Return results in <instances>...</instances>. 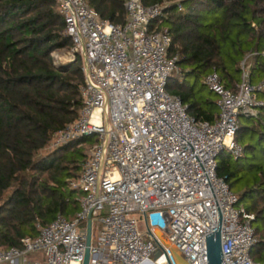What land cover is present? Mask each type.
Segmentation results:
<instances>
[{
    "label": "built area",
    "instance_id": "1",
    "mask_svg": "<svg viewBox=\"0 0 264 264\" xmlns=\"http://www.w3.org/2000/svg\"><path fill=\"white\" fill-rule=\"evenodd\" d=\"M55 2L71 40L67 59L81 61L83 107L49 147L95 141L79 178L69 181L81 192L74 218L58 214L49 225L37 224L38 235L23 237L20 247H0V264L34 255L42 260L29 264H83L89 218L88 264H177L171 248L185 264H207L205 237L218 229L222 264H264L250 256L258 242L254 215L236 207L238 196L217 175L216 163L223 151L234 160L242 156L234 139L238 118L254 117L264 106L257 98L264 79L249 81L246 60L235 90L210 72L203 84L217 96L219 114L213 123L195 119L166 90L168 79L180 74L178 56L168 55L171 38L158 24L167 2L125 0L119 25L85 0Z\"/></svg>",
    "mask_w": 264,
    "mask_h": 264
},
{
    "label": "trees",
    "instance_id": "2",
    "mask_svg": "<svg viewBox=\"0 0 264 264\" xmlns=\"http://www.w3.org/2000/svg\"><path fill=\"white\" fill-rule=\"evenodd\" d=\"M103 20L123 24L125 0H85ZM146 6L168 5L159 28L171 38L169 56H178L180 74L166 90L180 98L187 113L213 123L217 96L203 79L216 71L227 89L241 80L243 60L249 81L264 79V0H142ZM55 0H0V247H20L36 237L37 224L49 225L58 214L72 220L80 210L81 192L70 187L85 159L84 142L41 153L53 135L78 118L83 107L81 61L56 66L51 54L71 47ZM205 93V94H204ZM264 103V91L257 94ZM235 142L242 156L223 151L217 175L231 191L244 179L236 207L254 215L258 242L251 258L264 263V106L254 117H239ZM92 142V144H93ZM90 147V145H89ZM79 157L81 158L79 160ZM234 193V192H233Z\"/></svg>",
    "mask_w": 264,
    "mask_h": 264
},
{
    "label": "water",
    "instance_id": "3",
    "mask_svg": "<svg viewBox=\"0 0 264 264\" xmlns=\"http://www.w3.org/2000/svg\"><path fill=\"white\" fill-rule=\"evenodd\" d=\"M154 234L157 238L161 240V242L164 245L168 246V243L163 238L160 232L155 231ZM90 241H91V225L89 218L87 224V231H86V250H85L83 264L89 263ZM205 242H206L207 264H222V245H221L220 230L218 229L217 231L205 237ZM170 250L177 264H185L179 252H177L173 248H171ZM158 256L159 253H157L156 257Z\"/></svg>",
    "mask_w": 264,
    "mask_h": 264
},
{
    "label": "rangeland",
    "instance_id": "4",
    "mask_svg": "<svg viewBox=\"0 0 264 264\" xmlns=\"http://www.w3.org/2000/svg\"><path fill=\"white\" fill-rule=\"evenodd\" d=\"M68 49H62V50H59V51H55L53 54H52V59L53 60H55L56 62H61V63H63V64H65V65H67V66H69V65H71V64H73V62L72 63H70L69 61H68V59H67V57H68ZM59 66H61V65H59ZM205 94V93H204ZM92 140H87L86 142H84V145H83V147H85L84 149H83V152H84V154H85V156L87 155V153H88V151H89V145L91 146L92 145ZM53 149H51L50 147H49V145L44 149V150H42L41 151V153H44V152H50V151H52ZM81 158L79 157V160H80ZM245 178L243 179L242 178V180L241 181H239L238 183H235V185H234V188H233V192L235 193V194H240V193H242V191H243V188H244V186H245V184H246V182H248V180H247V178H246V176H244Z\"/></svg>",
    "mask_w": 264,
    "mask_h": 264
},
{
    "label": "crops",
    "instance_id": "5",
    "mask_svg": "<svg viewBox=\"0 0 264 264\" xmlns=\"http://www.w3.org/2000/svg\"><path fill=\"white\" fill-rule=\"evenodd\" d=\"M216 119V118H215ZM31 260H37V261H41L42 258L40 255H34V256H31L29 258L28 261H24V260H16L14 261L12 264H29Z\"/></svg>",
    "mask_w": 264,
    "mask_h": 264
}]
</instances>
